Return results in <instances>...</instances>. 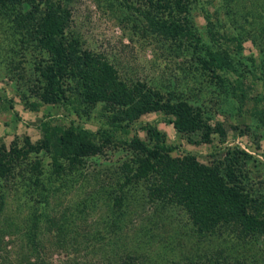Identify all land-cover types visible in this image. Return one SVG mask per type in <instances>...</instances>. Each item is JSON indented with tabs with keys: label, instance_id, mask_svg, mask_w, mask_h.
<instances>
[{
	"label": "trees",
	"instance_id": "1",
	"mask_svg": "<svg viewBox=\"0 0 264 264\" xmlns=\"http://www.w3.org/2000/svg\"><path fill=\"white\" fill-rule=\"evenodd\" d=\"M138 3L128 8L141 14L155 33L180 40L191 51L199 69L224 87L226 102L229 96H234L243 103L247 81L255 82L257 73L264 81V51L262 58L253 60L254 65H248V73L242 75V66L229 53L211 49L202 41L191 45L198 37L188 17L193 0ZM68 8L67 0H0V20L10 27L6 37L13 38L8 53L17 52L9 61L22 70L19 78L27 83V92L37 104L58 105L67 111L68 117L75 116L70 122L47 118L41 125L43 137L36 143L27 138L24 147L16 144L9 149L6 145L0 147V218L9 192L16 187L13 184H21V178L27 176L20 186L43 199H33L31 215L26 221L29 228L26 241L30 242L32 252L42 254L44 246L39 237L44 227L57 226L47 212L52 185L66 184L72 173L86 171L90 158L110 149L124 148L130 160L123 164V174H117L119 181L109 193L117 211L138 199L149 200L156 211L177 207L186 213L188 229L184 230L189 238L203 241L215 235H227L224 243L229 242V249L223 248L210 263L209 258L205 259L204 264H258L255 261L258 257L251 258L248 254L261 248H256V241L249 237H264V195L256 194L249 186L253 179L248 165L259 160L238 145L221 149L208 164L193 154L174 156L177 147L170 145L166 134L152 124L142 127L146 138L132 135L135 124L143 116L160 112L188 142L212 144L218 138L225 144L228 139L225 125L195 97H186L176 90L167 93L141 80H124L112 63L84 48L71 27L72 13ZM11 45L17 46L12 49ZM17 58L20 62L16 65ZM98 106H103L104 111L94 131L79 120L90 117L91 109ZM251 118L264 122V107ZM246 128L251 129L249 125ZM42 153L50 155L54 172H45L40 161L29 163L31 169H18L30 160V155L39 157ZM26 170L30 172L24 175ZM79 213L80 209L74 215ZM68 221L64 217L58 225L61 233L68 228ZM104 235L85 231V239L91 244L95 241L102 244ZM183 236L176 235L178 240ZM2 241L0 235V246ZM112 257L116 261L108 259L111 264L144 263L138 254H130L129 259ZM43 260L44 257L29 264H46Z\"/></svg>",
	"mask_w": 264,
	"mask_h": 264
},
{
	"label": "rangeland",
	"instance_id": "2",
	"mask_svg": "<svg viewBox=\"0 0 264 264\" xmlns=\"http://www.w3.org/2000/svg\"><path fill=\"white\" fill-rule=\"evenodd\" d=\"M138 1L140 3V0H67L72 13L71 27L83 47L112 63L122 79L141 80L167 93L176 90L186 97H195L207 112L225 125L228 139L225 144L218 138L212 144L188 142L160 112L143 116L135 124L132 135L146 138L142 127L155 125L166 134L168 143L177 147L174 156L193 154L205 164L221 149L238 145L259 160L248 165L253 179L249 186L256 194L264 195V122L251 118L264 107V81L260 73L255 82L247 81L243 91L245 102L234 96H229L226 102L224 87L199 69L191 51L180 40L155 33L141 14L128 8L134 3L137 6ZM190 6L188 17L198 36L191 45L202 41L211 49L229 53L234 62L242 66L240 73L246 75L248 67L254 65L253 60L263 56L264 0H193ZM8 28L9 25L0 20V147L6 145L9 149L14 144L24 147L27 138L32 143L41 140V125L47 118L70 122L75 116L68 117L67 111L58 105L37 104L30 96L27 83L19 78L22 70L9 61L17 52L8 53L9 42L13 41L6 37ZM19 62L17 58L16 65ZM26 69L29 71L30 65ZM25 76L28 77L29 72ZM103 111V106L93 108L90 117L85 116L79 122L95 131ZM246 125L250 126V131ZM30 156L18 169H31L29 163L40 161L45 172H54L49 154ZM128 160L126 149H110L90 158L87 170L72 173L66 184L55 182L52 185L47 193V212L57 226H43L39 237L44 246L42 254L30 250L26 221L31 215L33 199L43 198L20 186L27 176L21 178V184L14 183L16 187L9 192L0 218V231L4 232L0 234L3 237L0 264L36 263L43 257L46 264H111L110 260L116 261L112 256L127 258L130 254H138L143 264H204L205 259L209 258L210 263L223 248L229 249V242L224 243L227 235L226 238L215 235L203 241L189 238L184 230L188 229L186 213L177 207L156 211L152 202L138 199L121 212L117 211L109 193L116 187L117 174H123V164ZM29 172L26 170L24 175ZM79 209L81 213L74 215ZM64 217L69 219L68 228L64 230L67 234L61 233L62 228L58 227ZM86 230L105 234V240L102 244L87 242ZM177 233L184 235L183 238L178 240ZM249 238L261 249H253L248 256L258 257L255 261L264 264V237ZM239 249L242 251L241 246Z\"/></svg>",
	"mask_w": 264,
	"mask_h": 264
}]
</instances>
